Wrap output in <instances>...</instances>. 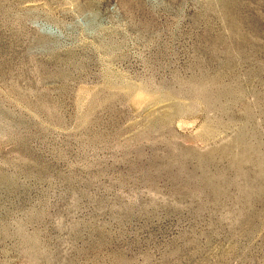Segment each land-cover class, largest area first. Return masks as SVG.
<instances>
[{
  "label": "rangeland",
  "instance_id": "374dc122",
  "mask_svg": "<svg viewBox=\"0 0 264 264\" xmlns=\"http://www.w3.org/2000/svg\"><path fill=\"white\" fill-rule=\"evenodd\" d=\"M0 264H264V0H0Z\"/></svg>",
  "mask_w": 264,
  "mask_h": 264
}]
</instances>
